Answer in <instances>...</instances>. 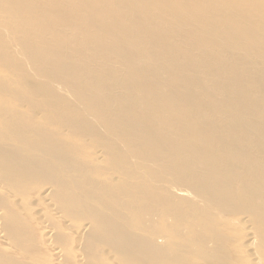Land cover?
Instances as JSON below:
<instances>
[{
  "label": "bare ground",
  "instance_id": "1",
  "mask_svg": "<svg viewBox=\"0 0 264 264\" xmlns=\"http://www.w3.org/2000/svg\"><path fill=\"white\" fill-rule=\"evenodd\" d=\"M115 1L120 9L130 6L132 12L101 10L86 12L78 8L75 0H71L70 10L66 16L69 19L79 17L84 21V25L79 29L82 32L80 34L61 35L54 30L51 35L48 32L51 22L47 12L43 14L28 9L26 13L10 14V20L5 24L7 27L9 25L13 27L9 31L15 35L19 47L16 54L20 60H25L26 71L25 77L22 74L19 77L21 79L11 80V86L17 89L14 92H8L0 85V99L10 98L13 103L11 110L6 106L5 108L0 106V172L3 170L0 175H4L8 185L6 187L0 183V191L4 190L3 186L7 191L11 186L15 188L18 181L30 175L31 170L36 168L31 162H26V169L24 171L21 169L22 154L28 152L27 145L33 146L35 143L25 139L21 148L18 147L21 142L19 131L32 130L33 125L27 123L17 128L16 123L24 118L23 112L18 109H31L27 104L32 97H37L40 85L33 87L29 81L28 85L32 90L22 93L19 83L28 80L32 74L37 76L40 70L36 63L28 60L31 53L28 48L30 44L34 43V40L47 43L46 39H49L53 73L57 77L59 74L63 80L58 79L59 77L53 83L46 80V64L49 59L45 57V53L40 66H43L42 77L45 81L44 98H51L54 103L59 104L62 120L66 123L60 125L58 130L60 136L62 131H66L71 137L88 139L92 145L91 140H94L99 145L98 159L101 164L104 163L103 167H113L115 154H119L121 150L114 146L112 136H115L117 141L123 136L127 139L123 145L125 155L135 159L137 151L130 149L131 146L134 149L145 146L142 154L147 157L158 154L159 157L155 160L168 163L171 177L179 176L182 191L193 188L197 201L201 198L207 199L209 188L212 195L226 189L229 196L231 190H239L237 184L241 183L242 187L250 184V189L244 193V199H253L258 205L256 209L264 213L260 210L264 207V195L260 191L261 188L264 191V170L258 168L264 166V148L246 147L241 152H236L238 143L230 140L231 137L251 136L257 138L258 143H264V0H204L203 9H207V13L196 15L190 22L185 11H178L181 0L161 1L162 7L169 11L152 13L136 10L135 0ZM142 6L143 3L139 9H142ZM112 13L117 15L109 17ZM172 20H180L185 24L176 22V30L173 31ZM44 24L46 39L41 34ZM187 29L193 31L190 35L194 38L189 51L182 41L183 37L188 36ZM220 34L226 37L225 40L220 39ZM67 48L84 63L81 64L79 58L65 55L64 51ZM137 48L140 50H135ZM162 52H166V57ZM220 52L224 53L222 58L218 56ZM244 52L247 55L242 58ZM209 53L215 55L210 56ZM62 58H67L74 64L72 70L62 65ZM164 59L168 62L169 68L183 71L163 70ZM190 61L218 68L208 71L204 66L201 70H196L194 66H189ZM113 64L122 70H113L111 68ZM4 65L6 66V63ZM91 66L97 67L96 74L89 70ZM239 66L243 70H238ZM7 71H11V68ZM52 86V92H49ZM112 89L117 90L118 95L115 97L107 95ZM54 92H59V96ZM54 106L31 109L32 115L38 119L42 116L48 117L54 125V132L44 128L45 140L36 139V144L42 148L36 151L39 154H34L37 161L35 164H39L34 172L41 177H47L49 180L47 182L50 183L49 187H43L44 193L42 191L43 199L48 198L51 203L45 209L50 211L59 205L62 211L56 212V218L63 223L66 221L67 224L65 216L67 210L79 206L78 204L75 206L80 193L77 190L91 179L89 176L80 175L75 167L69 168L70 164L67 161L74 153L69 147L55 141L59 127L57 123L60 122H56L58 114ZM76 106L88 111L78 112L75 110ZM116 106L119 108L127 106L126 109L129 110L122 120L112 115ZM112 120L119 127L108 126ZM127 121L129 124L126 126L131 128L129 134L124 125ZM157 123L162 124L160 130H164L163 132H159V129L153 126ZM87 124L91 129H85ZM138 128L147 131L138 132ZM115 129H118L119 134L113 135ZM27 134H31V131ZM143 160L148 161L146 158ZM176 161L178 175H174ZM249 161H255L257 166L247 165ZM143 168L147 170L143 177L156 188L158 183L152 180L156 166L140 167L141 170ZM111 173L114 178H121L119 173ZM74 179H79V187L67 184V181ZM145 184L147 183L143 181L137 182L136 189L148 191ZM170 187H175L174 180L171 181ZM64 188L70 191L64 192ZM70 197L74 198L72 205ZM181 197H184L183 194ZM147 201L142 199L136 203L135 209L140 214H144L141 210ZM114 202L116 205L119 204ZM64 203H67L68 209L63 206ZM70 212L73 214L74 210ZM109 213L96 219L94 228L97 236L103 232L107 235L116 225L111 220L110 215L113 214L110 211ZM257 215L253 210L251 214L244 213L237 220V223L248 231L246 244L243 245L247 251H251L254 245V249L261 252L264 245V239L256 241L255 237L258 233L255 218ZM259 217L264 223V216ZM8 218H12V215ZM8 218L0 209V247L10 249V252L17 251L19 254L20 249L11 244L10 234L14 236L15 234L13 224ZM89 224H84L83 229H92V225ZM51 232L48 226L44 227L47 249L58 257L60 250L54 247L53 241L50 243L53 239ZM249 258L253 264H258V258L253 254H250Z\"/></svg>",
  "mask_w": 264,
  "mask_h": 264
},
{
  "label": "rangeland",
  "instance_id": "2",
  "mask_svg": "<svg viewBox=\"0 0 264 264\" xmlns=\"http://www.w3.org/2000/svg\"><path fill=\"white\" fill-rule=\"evenodd\" d=\"M70 1L71 0H0V68H2L0 69V85L6 88L8 92L17 90L15 86H11V80L19 78L22 74L25 77L26 71L25 60H20L16 54L19 47L15 35L9 31L13 27L11 25L7 27L5 24L10 20V14L12 12L26 13L28 9H31L30 11L42 12L43 14L47 12L51 22L48 32L51 33V35L54 30L61 35L64 33L80 34L82 32L79 29L84 25V21L79 17L69 19L66 16L70 10ZM161 1L164 0H135L136 10H143L145 13L168 10L162 7L160 4ZM193 1L194 0H181V6L178 8L179 12L185 11L186 18L189 22L192 21L196 15H204L207 13V9H203L204 0H195V7H193ZM75 3L79 9L86 12H95L97 10L132 12L130 6L126 9H120L119 6H116L115 0H75ZM141 3H143L144 6H142V9H139ZM116 15V13H112L109 17H114ZM176 22L185 24V22L180 20H172L171 29L173 31L176 30ZM153 24H156V22H153ZM45 29L46 26L44 24L41 32L44 37ZM186 31L189 32L188 36L183 37L182 41L185 42V47L187 51H189L194 41L193 36L190 35V33L193 34V31L191 29H189V31L187 29ZM225 38V36L220 34L221 40H225ZM152 40L153 39H151V41ZM46 41L47 43L41 40H34V43L30 44L28 47L29 52H31L28 60L32 63H36L40 70L37 76L27 73L30 75L28 80L20 82L21 85L19 83V86L22 93L32 90V87L28 85L29 81L34 85L33 87L36 85H40L39 87L43 86L42 88L38 87L37 90L40 89L41 91L39 90V93L36 94L37 97H32L27 106L31 109H44L56 104L54 106L55 112L58 114L56 122L59 121L60 123H57L59 127L57 129L55 141L57 144L69 147L70 151L74 153L67 161L70 164L69 168L72 169V167H75L74 169L80 175L89 176L88 178L91 180L84 183L81 188L77 190L80 193L79 200H77L75 206L78 204V207L73 208L70 206L72 208L71 210V208H67V203H64L65 205L63 206L68 209L67 212L72 216L71 217L66 212L71 218L69 219V216L67 217L65 214L68 225L66 221L63 223L60 219L58 220L56 218V212L60 213L62 210L61 207L56 204L55 199H53V201L57 205V208H50V211L49 209L47 210V208L45 209V207L49 206L48 204L51 203H49L50 201L48 198L45 199L46 201L43 199L44 194H42V191L44 193L43 187H49L50 183L48 184L49 180L47 177H41L34 172L39 166V164H35L37 161L34 154H39V152L36 151L42 148V146L36 144V139L45 140L46 138L43 137L44 128L54 132V125L50 122L48 117L42 116L38 119L36 116L32 115L31 109L26 110V108H19L18 110L23 112L24 118L16 123L17 128L29 123L33 125V131L30 129L19 131L20 134L18 135L21 136V142L18 144V147L19 149L21 148L25 139H30L35 143L33 146L27 145L26 148L28 152L22 154L23 161L21 169L22 171L26 169V162H31L32 165H36V168L31 170L30 175L18 181L15 188L11 186V189L9 188L7 191L3 186L5 191H0V209L2 213L6 218L12 215V218H8L13 224L15 234V236L10 234L11 244L20 249L18 254L17 251L11 250L10 252V249H3L0 247V264H58L57 262H60L59 264H136V262L137 264H253L251 259H248L250 254L258 258V264H264V245L261 252L256 251L254 245L251 251H247L243 245L246 244L245 240L248 231L237 223L238 218L243 216L244 213L251 214L254 210V212L258 214L255 217L257 220L256 228L258 232L255 235L256 241L258 239H264V223H262L259 217L264 216V213L256 209L258 205L253 199H244V193L250 189V184L245 187H242L241 183L237 184L239 190H231L229 196L227 195L226 189L212 195L211 188H209L207 190V199L201 198L197 201L193 188L182 191L179 183V176L174 178L171 177L168 163L164 164L161 161L155 160L159 157L158 154L152 155L151 157L142 154V151L146 149L145 146L138 149H134V147L131 146L130 149L137 151V154L135 155V159H130L125 155L123 147L127 139L121 136L120 140L117 141L116 137L112 136L113 142L115 143L114 146L121 150L118 152L119 154H115L113 167H107L106 165V167H103L104 163L101 164L98 159L99 145L94 140H91L93 143L92 145L88 139L80 140L77 137H71L66 131H64L65 133L62 131L61 136L58 134L59 128L66 123L62 120L59 104L54 103L51 98L45 99V92L43 91L45 81L42 77L43 66H40V64L43 61L44 53L45 57L49 59L46 64V80H48V82L50 81L49 83H53V81H56L59 77V74L57 77L53 73L52 49L49 47L51 40L46 39ZM135 50L138 51L140 49L137 48ZM77 51L80 52V50ZM64 54L80 59L79 56L68 48L65 49ZM162 54L166 57V52H162ZM209 55L214 56L215 53H209ZM246 55L247 53L244 52L242 58ZM218 56L222 58L224 53L220 52ZM2 59L3 61L5 60L4 63H6V66ZM19 61L23 63H19ZM61 63L71 70L74 67V64L67 58H62ZM83 63L84 62L81 60V64ZM189 66H194L196 70H201L205 66L208 71H213L218 68V66L197 63L195 61H190ZM8 67L11 68V71H7L9 70ZM111 68L116 71L122 70L116 64H113ZM162 69L165 71H183L182 69L169 68L166 59H164ZM89 70L96 74L97 67L91 66ZM238 70H243V68L239 66ZM58 79L61 81L63 80L60 77ZM255 84L256 87H258L256 82ZM48 87L49 84L46 88ZM95 87L97 88V84ZM52 88L53 86L49 89V92H52ZM56 93L59 96V92ZM107 95L115 97L118 93L117 90L112 89V91L107 92ZM68 101L67 103H69ZM0 106L3 108L6 106L7 109L11 110L13 107L12 100L10 98H5L3 100L2 98V100L0 99ZM126 107L127 106H121L119 108L116 106L112 115L122 120L124 115L129 111ZM75 110L84 113L88 111L77 106ZM38 112L40 113V110H38ZM126 124L128 125L129 122L127 121L124 123L125 126ZM108 126L119 127L114 123V120H112ZM153 126H156L159 132L164 131L160 130L162 126L161 123H157V125ZM88 128L90 127H88L87 124L85 129L89 130ZM126 129L127 134H129L131 128L126 126ZM28 131H31V134L28 135ZM146 131L147 130L143 128H138V132ZM114 134H119L118 129L114 130L113 135ZM230 140L238 143L236 152H241L243 148L246 147L264 148V143H258V139L255 137L252 138L251 136H247L246 138L231 137ZM251 152L255 151L251 150ZM165 154L169 157L167 152H165ZM145 158L148 159V161L143 160ZM247 165L257 166L255 161H249ZM141 166H156V169L153 170L154 174L152 177V180L158 183L156 188L153 187L152 182H149L143 177L147 170L145 168L141 170ZM258 168L264 170V166H259ZM111 172L119 173L121 178H114ZM174 175H178L177 161L174 166ZM78 180L79 179L69 180L67 184L79 187ZM172 180H174L175 183L174 188L170 187ZM140 181L147 183L145 184V188L148 191L136 189L137 182ZM249 182L248 180V183ZM0 183L2 185L4 184L6 187L8 186L6 185L4 175H0ZM52 189L54 190V188ZM63 190L64 192L70 191L66 188ZM260 191L261 194L264 195L262 188ZM182 194L184 197H181ZM184 194L189 198H186ZM142 199L148 200L141 210V213L144 214H140L135 209L136 203ZM72 201H74V198L70 197V205H72ZM114 201L119 204L116 205ZM41 202L45 203L41 204ZM78 208L79 210H77ZM73 210L74 212L71 214L70 211ZM107 210L113 214L110 215L111 220L116 225L107 235L103 232L97 236V232H95L94 228L96 219L101 218L103 215L110 214ZM260 210L264 211V207H261ZM37 214H39L38 217ZM84 224L92 225V229H83ZM43 226H48L49 229L52 230L51 234L53 239L50 240V243L53 241L54 247H58L60 256L56 257L54 255L55 253L51 254L52 252L48 251L45 233H43ZM93 239H95L96 242Z\"/></svg>",
  "mask_w": 264,
  "mask_h": 264
}]
</instances>
